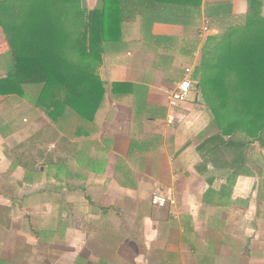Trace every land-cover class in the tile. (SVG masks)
Listing matches in <instances>:
<instances>
[{"label":"crops","instance_id":"1","mask_svg":"<svg viewBox=\"0 0 264 264\" xmlns=\"http://www.w3.org/2000/svg\"><path fill=\"white\" fill-rule=\"evenodd\" d=\"M168 1L104 44L92 120L0 94V264H264V142L220 138L194 85L172 124L166 98L264 0ZM11 65L0 27V78Z\"/></svg>","mask_w":264,"mask_h":264},{"label":"trees","instance_id":"2","mask_svg":"<svg viewBox=\"0 0 264 264\" xmlns=\"http://www.w3.org/2000/svg\"><path fill=\"white\" fill-rule=\"evenodd\" d=\"M157 3L173 2L98 0L89 8L86 0H0V27L12 59L0 94L30 89L29 101L52 121L92 120L107 89L98 74L104 44L120 38L123 22ZM190 84L220 138L263 144L264 15L252 11L244 24L210 37Z\"/></svg>","mask_w":264,"mask_h":264},{"label":"built area","instance_id":"3","mask_svg":"<svg viewBox=\"0 0 264 264\" xmlns=\"http://www.w3.org/2000/svg\"><path fill=\"white\" fill-rule=\"evenodd\" d=\"M186 73H190L191 69L187 67ZM191 90L190 80L184 78L176 84L170 86L166 91L167 105L169 108V115L167 123L172 124L176 120V111L187 101ZM153 206L162 207L173 203V195L169 190H164L160 186H156L150 198Z\"/></svg>","mask_w":264,"mask_h":264},{"label":"rangeland","instance_id":"4","mask_svg":"<svg viewBox=\"0 0 264 264\" xmlns=\"http://www.w3.org/2000/svg\"><path fill=\"white\" fill-rule=\"evenodd\" d=\"M89 2H90V0H89ZM24 99H26V97H24Z\"/></svg>","mask_w":264,"mask_h":264}]
</instances>
